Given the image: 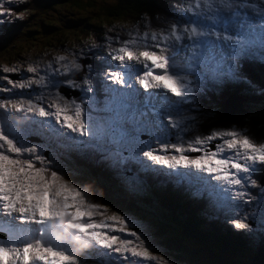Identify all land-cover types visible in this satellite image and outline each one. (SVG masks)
Returning <instances> with one entry per match:
<instances>
[{
    "label": "snow or ice",
    "instance_id": "6c2138e0",
    "mask_svg": "<svg viewBox=\"0 0 264 264\" xmlns=\"http://www.w3.org/2000/svg\"><path fill=\"white\" fill-rule=\"evenodd\" d=\"M5 2L8 0H0V18L15 11L4 8ZM222 2L229 9L227 16L213 9V0H196L195 5L178 9L181 18L192 13L187 22L177 20L166 31L144 32L142 36L130 34L119 48L112 49L109 55L118 64L117 70L109 67L103 73L105 91L111 94L105 106L111 115L103 124L91 114L96 110L94 95L77 103L75 99L66 100L57 92L47 107L32 100H0V109L5 111L11 108L24 113L25 118L28 114L48 118L39 123L48 127L54 153L49 158L42 154L40 145L25 146L22 133L0 124V231L7 225L9 233L7 240L0 238V264H89L90 261L91 264H167L164 257L153 254L148 236L136 229L127 215L111 212L107 205L91 201L87 189L73 182L75 178H65L60 164L66 157L61 155V149H92L100 154L98 160H106L110 167L116 168L132 160L144 170L175 177L177 182L187 179L192 183L193 174L179 169L207 173L218 183L211 184L209 179L200 176L196 180L203 181L204 189L216 197L217 207L229 211L235 210V201L249 204L255 199L246 185L259 186L252 177L257 165L264 166V142H256L245 130L235 127L216 129L188 141L182 136L189 131V122L194 123L196 117L182 112L180 105L194 102L195 94L203 91L202 84L206 79L219 84L227 77L241 87L247 86L238 57L254 43L264 47V0ZM149 39L152 44L147 43ZM141 41H144L143 45ZM222 43L227 44L231 56L223 53ZM181 51L191 53L183 63L177 59ZM56 59L64 62L68 57L61 55ZM194 64L202 65L204 73L195 72ZM82 67L75 59L62 63L60 69L50 63L47 69L53 76L49 79L47 73L40 76L39 68L29 65L26 71L35 74L33 77L17 82L6 75L3 81L11 87L0 84V92L30 89L34 84L41 88L56 87L53 82L56 74L79 71ZM21 70L8 66L2 69L4 73ZM193 74L195 81L190 78ZM62 82L81 88L85 93L93 92L92 81L87 75L82 84L67 79ZM149 89L165 91L157 93ZM43 99V95L38 97L39 101ZM85 104H89V111ZM128 120L137 125L138 130L157 134L155 143L158 147L140 141L137 136H129L123 127ZM170 129L177 130V143L168 142ZM216 140L220 143L210 148V143ZM121 142L128 150V156H124L119 148L112 152L107 147ZM188 153L200 154L192 156ZM118 175L124 179L122 173ZM126 183L136 191L133 182ZM249 215L245 212L230 222L236 229H251L252 225L247 222ZM261 219L264 221V199L261 201ZM56 220L62 226L59 231L51 224ZM69 240L78 247L69 249Z\"/></svg>",
    "mask_w": 264,
    "mask_h": 264
},
{
    "label": "trees",
    "instance_id": "16d2710c",
    "mask_svg": "<svg viewBox=\"0 0 264 264\" xmlns=\"http://www.w3.org/2000/svg\"><path fill=\"white\" fill-rule=\"evenodd\" d=\"M108 0H102V4L107 3ZM161 0H119L117 4L109 5L107 7L100 6L96 9L94 6L96 0H32L36 5L44 9H53L58 6H67L68 8L83 10L89 8V12L96 18L101 19V14H104L109 21L115 19L135 16L140 17L143 14H149L153 19L162 20L163 8L160 3ZM43 3V4H40ZM161 13V14H160ZM84 17H80L76 22H70L72 25H78L82 31L91 29L98 30L103 27V22L87 23ZM102 20L105 21L106 18ZM28 23V20H26ZM67 28H74V26L63 23ZM249 118L255 125L251 126L243 123V118ZM227 121L238 123L245 129L247 134L255 138L256 141L264 140V114H253L248 111L235 110L224 117ZM207 127L215 126L214 121L206 124ZM107 204L111 211H116L121 214L131 215L136 220L150 215H167L171 211L175 212V219L177 221L180 217L189 218L190 213L185 205L174 204L172 198L164 193L158 192L155 196L154 192L142 198L141 203L135 208L123 206L120 203ZM145 205H150L153 208L145 209ZM111 206L114 208L111 209ZM170 208V209H169ZM167 219V218H166ZM189 221L179 227L171 225L167 234L164 235V228H157L154 234H157V239L163 246L156 245V249L160 252L168 251L170 258L178 264H264V257L262 253L256 256L254 250L244 248L241 241L235 236L217 235L215 233H206L200 226L194 223L189 225ZM168 226V225H167ZM162 229V233H157ZM250 251V252H249Z\"/></svg>",
    "mask_w": 264,
    "mask_h": 264
},
{
    "label": "clouds",
    "instance_id": "9594fccd",
    "mask_svg": "<svg viewBox=\"0 0 264 264\" xmlns=\"http://www.w3.org/2000/svg\"><path fill=\"white\" fill-rule=\"evenodd\" d=\"M255 104V102H248L245 106H243L244 110L243 111H248V112H251L253 114H258L253 105ZM210 107H207L209 113L206 117H204L203 120H201L199 122V124H202L204 125L205 127H207V123H210L211 121H214V123L216 124L215 126H212V127H207L210 130H216V129H229V128H237V129H243L245 130L243 127H241L238 123H234L233 120L232 122H229L227 121L224 117L230 113H232V111H235L237 109H239V107L236 108L237 105L233 104L232 102H222L218 105H213V104H209ZM199 132V131H198ZM263 140L261 141H257V142H262ZM199 218H201L200 216H198ZM164 219V218H163ZM162 219V220H163ZM162 220H160V222H157V223H153L151 222L148 217H144V219H140L141 222L145 223V224H148L150 226V231L152 232V229L154 230V233L155 231L157 230V228H164L165 232L163 233L164 235L167 234V230H166V226H167V223H166V220L164 221L163 220V224L160 225V226H155L157 224H160L162 223ZM163 230L162 229H159L157 231V233H162ZM152 234V236H155V238L152 239L153 242L157 243L158 242V239H157V234ZM217 235H219L218 233H216ZM259 253H262V252H259ZM259 253L256 254L259 255ZM263 255V253H262ZM264 257V256H263Z\"/></svg>",
    "mask_w": 264,
    "mask_h": 264
},
{
    "label": "rangeland",
    "instance_id": "374dc122",
    "mask_svg": "<svg viewBox=\"0 0 264 264\" xmlns=\"http://www.w3.org/2000/svg\"><path fill=\"white\" fill-rule=\"evenodd\" d=\"M101 4H102V2H101L100 0H97V1H96V4H95L94 7H95L96 9H100ZM70 16L78 18V17H82L83 14H82L81 12L75 10L74 13H73L72 15H70ZM103 18H104V15L101 14V19H103ZM47 19H48V21H50V22H56V21L59 20L57 14L49 15V18H47ZM127 21H128V19H127L126 17H124V18H119V19H117V20H116V23H117V24H122V23H126ZM134 24H135V23H132V24H129V25H134ZM109 30H111V29H110L109 27L105 26V27H104V30H103V34L108 33ZM91 32H92V31H91ZM92 33H93V32H92ZM243 119H244V120H243V123H244V124L247 123V124L251 125L252 127L255 126V125L250 121L249 118L246 117V118H243ZM159 214H160L161 219H163V218H164L163 214H162V213H159ZM156 218H157L156 216H154V215H150V219H156ZM140 219H142V218H140Z\"/></svg>",
    "mask_w": 264,
    "mask_h": 264
},
{
    "label": "bare ground",
    "instance_id": "6f19581e",
    "mask_svg": "<svg viewBox=\"0 0 264 264\" xmlns=\"http://www.w3.org/2000/svg\"><path fill=\"white\" fill-rule=\"evenodd\" d=\"M164 221L166 220V218L163 219Z\"/></svg>",
    "mask_w": 264,
    "mask_h": 264
}]
</instances>
